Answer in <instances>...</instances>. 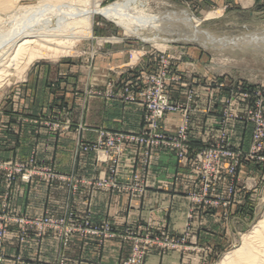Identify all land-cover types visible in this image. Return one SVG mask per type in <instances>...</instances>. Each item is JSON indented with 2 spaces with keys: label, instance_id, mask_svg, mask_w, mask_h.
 Here are the masks:
<instances>
[{
  "label": "rangeland",
  "instance_id": "rangeland-1",
  "mask_svg": "<svg viewBox=\"0 0 264 264\" xmlns=\"http://www.w3.org/2000/svg\"><path fill=\"white\" fill-rule=\"evenodd\" d=\"M86 1L90 7L100 4L108 8L124 0ZM7 2L0 9L3 31L11 29L6 19L18 7H30L40 0ZM230 5L226 0H140L141 9L149 15L176 20V15L186 14L197 28L176 21L166 24L161 32H147L163 42L155 45L95 15L91 38L78 41L69 53L24 60L16 69H9L11 75L0 87V264L6 263L11 234L18 246L31 235L38 245L48 233L53 234L59 254L52 264H69L66 250L76 234L95 238L100 246L114 238L108 223H85L73 212L68 218L20 212L16 208L20 184L65 187L71 196L87 188L143 198L151 160L161 150L171 152L187 169L184 228L178 235L168 225L128 228L119 236L130 245L127 259L120 264H146L148 256L169 254L181 255L182 264H223L227 254L264 223V49L245 43L252 35L264 34V11L250 17L237 8L240 6ZM94 39L98 40L89 42V51L85 50ZM101 57L105 59L104 73L97 70ZM74 65L90 71L91 76L83 91L70 89L73 98L82 95L86 101L98 98L134 105L142 112L141 129L129 134L98 129L96 141L88 140L86 133L95 134L94 128L74 121L68 92L63 95L71 86L66 79L71 72L63 70L70 71ZM69 132L77 134L74 165H94L93 175L59 171L54 150L58 139ZM44 134L57 138L50 142L53 150L46 159L38 148ZM145 134L149 143L145 147L127 140ZM10 135L19 138L14 147ZM131 155L136 168L130 185L122 186L120 163ZM98 166L103 171L97 172ZM15 262L26 263L19 257Z\"/></svg>",
  "mask_w": 264,
  "mask_h": 264
},
{
  "label": "crops",
  "instance_id": "crops-1",
  "mask_svg": "<svg viewBox=\"0 0 264 264\" xmlns=\"http://www.w3.org/2000/svg\"><path fill=\"white\" fill-rule=\"evenodd\" d=\"M226 3L240 6L237 8L250 17L264 11V0H226ZM96 40L98 39L89 40L85 50L89 51V45L94 44ZM106 51L110 52V50ZM101 59L102 63L97 64L98 73L106 71L105 59L103 57ZM64 72H71L66 77L68 81L71 80V86L70 88L67 86L63 95L68 92L75 122H84L89 127L94 128V133L98 129H102L129 134L141 129L142 112L134 105L125 106L117 101L104 102L98 98L86 101L82 95L73 98L69 94L71 88L78 87L83 91L88 87L90 71H85V68H78L74 65L70 71L64 69ZM25 126L29 128L30 125L26 124ZM9 127L13 128L15 125L9 124ZM10 136L9 142L14 147V143L19 138ZM26 136L28 140L33 137L29 131ZM86 138L96 141L97 133H86ZM53 139L56 140L57 138L51 134H44L39 138L40 145L38 148L42 151L40 155L42 158L46 159L51 156ZM76 139L77 134L73 132L66 133L65 136L58 139L59 146L54 150L58 169L65 174L74 172L80 177L91 176L95 170L94 165L90 163L74 165ZM32 143L35 147L36 142L32 141ZM28 149L31 148L28 147ZM134 160L131 155L120 163L121 172L118 180L122 186H129L132 181L131 178L136 168ZM98 171L103 170L98 166ZM186 175L187 169L176 162L174 155L169 151L161 150L151 160L148 170L147 191L143 198H137L124 192H96L87 188H83L75 196H71L72 194L65 187L56 186L51 189L47 184L36 182L31 185L20 184L17 187L16 208L32 217L49 215L56 218H68L73 212L80 221H85V223L95 225L108 223L112 227L113 239L103 241L100 246L97 239L90 237L83 239L76 234L69 243L66 255L69 264H120L127 259L130 245L123 243L119 236L128 228H132V226L159 227L168 225L170 232L175 235L182 231L188 214V203L183 196L187 191V187L183 184ZM2 192L3 187L0 184V196ZM13 235H10L12 238L6 245L7 260L5 264H17L15 262L16 257L24 260L25 264H52L56 262L59 245L53 234L48 233L38 245L34 243V235H31L27 243L22 244V246H18ZM148 258L146 264H182L183 262L181 255L177 254L152 255Z\"/></svg>",
  "mask_w": 264,
  "mask_h": 264
},
{
  "label": "bare ground",
  "instance_id": "bare-ground-1",
  "mask_svg": "<svg viewBox=\"0 0 264 264\" xmlns=\"http://www.w3.org/2000/svg\"><path fill=\"white\" fill-rule=\"evenodd\" d=\"M7 4V0H0V9L6 8ZM99 5L94 4L90 7L86 0H40L38 4L30 5V7H18L15 13L6 19L12 26L11 29L3 31L0 28V87L2 82L11 75L9 69L13 67L16 69L18 64L23 63L22 61L32 62L35 59L58 57L72 51L71 46L78 41L91 38L92 20L95 15H100L136 37L155 45L163 44V42L154 35L155 33H152L154 35L152 37L148 36L147 32H157L166 24L177 22L193 30L197 28L194 26L196 21L186 14L176 15V20L166 15H149L141 9L140 0H124L108 8H102ZM3 23L5 21L0 18V25ZM194 39L197 37L194 36ZM245 43H253L255 47L264 49V34L252 35L251 39L249 38ZM223 264H264V223L245 236L242 245L230 251Z\"/></svg>",
  "mask_w": 264,
  "mask_h": 264
},
{
  "label": "built area",
  "instance_id": "built-area-1",
  "mask_svg": "<svg viewBox=\"0 0 264 264\" xmlns=\"http://www.w3.org/2000/svg\"><path fill=\"white\" fill-rule=\"evenodd\" d=\"M160 116H162V115L160 114L158 118H160ZM146 135L147 134H145L144 137L143 136H138V137H134V138H131L132 136H129V138H127V140L129 141L131 139H134V141H137V142H139L141 144V147H145V146H147L149 144L148 143V140L146 138ZM155 139L159 141L161 138L156 137ZM158 141H157V145L159 144ZM147 156H148V153H147ZM143 191H144V189L143 188H140V194H142ZM87 233L88 234H92V235H98L99 234L98 231H96V232H94V231H88ZM101 233H102V231H101ZM134 263H135L134 261H129L128 263H124V264H134Z\"/></svg>",
  "mask_w": 264,
  "mask_h": 264
}]
</instances>
